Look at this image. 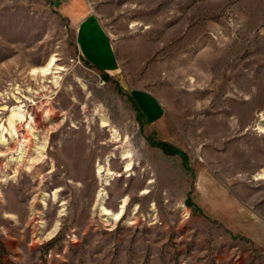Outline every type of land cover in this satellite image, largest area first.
Returning <instances> with one entry per match:
<instances>
[{"label":"rangeland","instance_id":"rangeland-1","mask_svg":"<svg viewBox=\"0 0 264 264\" xmlns=\"http://www.w3.org/2000/svg\"><path fill=\"white\" fill-rule=\"evenodd\" d=\"M83 1L112 77L50 2L0 0V126L36 123L0 142V264H264V0Z\"/></svg>","mask_w":264,"mask_h":264},{"label":"crops","instance_id":"crops-1","mask_svg":"<svg viewBox=\"0 0 264 264\" xmlns=\"http://www.w3.org/2000/svg\"><path fill=\"white\" fill-rule=\"evenodd\" d=\"M47 1L56 7L73 27L75 46L80 59L103 74L111 77L116 75L119 66L115 49L99 16L88 9L83 0Z\"/></svg>","mask_w":264,"mask_h":264},{"label":"bare ground","instance_id":"bare-ground-1","mask_svg":"<svg viewBox=\"0 0 264 264\" xmlns=\"http://www.w3.org/2000/svg\"><path fill=\"white\" fill-rule=\"evenodd\" d=\"M55 62H56V59H54V57H51L49 63L44 68L39 69V71H36V70L31 71V75H35L37 73H39L43 77L44 76H48V75H52L55 72L54 71L52 73V68L55 67ZM53 82H54L55 85L58 84V80L56 78L53 79ZM17 93L18 92H16V94ZM21 106H23V105H21ZM48 113H49V111H46L45 115L48 116ZM49 115H51V114H49ZM261 116H262V118L264 117V115H261ZM28 119H29V121H27L26 111H23L22 107H16L14 109H11V115H10V117L7 120L8 128H5L2 125L0 126V131H1L0 142L1 143H6V142L8 143V139H6L4 137L5 134H7L9 136V139H10L11 142H14L18 138V127L20 126L19 124L22 123V122L26 123V125H25L26 127L25 128L27 130V133L29 135H33L32 131L36 129V127H35L36 123H35V121H33V119L31 117H29ZM107 127H109L107 121H105L102 117H100V128H102V129L104 128L105 129ZM19 130H20V128H19ZM20 138H21V136H20ZM117 140H118V135H117L116 131L115 130H111V136H110V139H109V143H114ZM41 146H43V144ZM26 148H27L26 143H24V141H20L18 143V145H17L16 152H18L19 154H22V153L25 152ZM39 155L41 156L42 154L40 153ZM111 157H113V154L109 155L107 160L110 159ZM129 158H131L130 152L127 149H123L121 151V153H120V159H121L122 167L124 169V173L129 171V168H130V159ZM107 164H106L105 167H101V166L97 167V173L96 174H97V177L99 179V183L100 184H107L108 180L111 177H113L114 175H118L115 172L112 173L110 168H109V166ZM150 183H151V181L148 182V184H150ZM143 184H144V182L142 180H140L139 181V185L143 186ZM147 190H148V188L142 189V191H143L142 194H148ZM98 193L99 194H98L97 200L99 202V201H102L104 199L105 194H104V190L103 189H101L100 192L98 191ZM127 199H128V196L123 197V199L121 201V209H120L119 215H117V217H120V215H122L124 207H125L126 202H127Z\"/></svg>","mask_w":264,"mask_h":264},{"label":"trees","instance_id":"trees-1","mask_svg":"<svg viewBox=\"0 0 264 264\" xmlns=\"http://www.w3.org/2000/svg\"><path fill=\"white\" fill-rule=\"evenodd\" d=\"M103 75H104L103 76L104 78L107 77L106 74H103ZM156 145H157L158 148H161V149H164V150H167L168 149L169 150V153L177 154L178 156L184 158V154L180 150H178L176 148H173V147H171V146H169V145H167L165 143H159V144H156Z\"/></svg>","mask_w":264,"mask_h":264}]
</instances>
